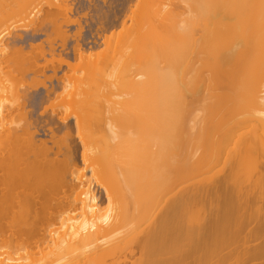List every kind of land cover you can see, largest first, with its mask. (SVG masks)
Instances as JSON below:
<instances>
[{
	"label": "bare ground",
	"instance_id": "6f19581e",
	"mask_svg": "<svg viewBox=\"0 0 264 264\" xmlns=\"http://www.w3.org/2000/svg\"><path fill=\"white\" fill-rule=\"evenodd\" d=\"M262 237L264 0H0V264Z\"/></svg>",
	"mask_w": 264,
	"mask_h": 264
},
{
	"label": "rangeland",
	"instance_id": "374dc122",
	"mask_svg": "<svg viewBox=\"0 0 264 264\" xmlns=\"http://www.w3.org/2000/svg\"><path fill=\"white\" fill-rule=\"evenodd\" d=\"M47 107V109H49V110H51L52 109V106L49 104V105H47L46 106ZM253 227L252 228H255L254 226H256L255 224H253L252 225ZM251 228V227H250ZM251 228V229H252ZM262 239V240H261ZM261 239H259V240H257L256 242H252V240H250L251 242H249V241H247V242H249V243H247L246 241L243 243V242H240L239 241V243L237 242V243H235L236 245V247L238 248L237 250L236 249H234V252H235V250L237 251L236 253H234V252H232V253H234L233 255H234V258H233V255H229L230 254V250L229 251H227V254H226V251L225 252H222L221 253V255H222V259L220 260L221 261V263H224V264H234V263H239V264H264V258H260V259H254V260H252L253 258L249 255V253L251 252V249L254 247H257V246H259V245H261V243L263 242V237L261 238ZM261 241V242H260ZM245 245H243V244ZM246 243V244H245ZM248 244V245H247ZM256 244V245H255ZM248 247H247V246ZM235 246H233L234 248H235ZM241 246V247H240ZM261 246H259V248H260ZM246 248H247V251H249V252H247L246 251ZM245 250V251H244ZM253 250V249H252ZM244 251V252H243ZM246 252V253H245ZM246 254V255H245ZM226 257H225V256ZM228 257H230V258H228ZM244 257V258H243ZM228 258V260H225V259H227ZM218 261H217V263H219L220 261H219V256H218V258H216ZM216 259H213V263L214 262H216L215 260ZM232 260V262H230V261ZM223 261V262H222ZM226 261H228V262H226ZM239 261H241V262H239ZM211 262V263H212Z\"/></svg>",
	"mask_w": 264,
	"mask_h": 264
}]
</instances>
